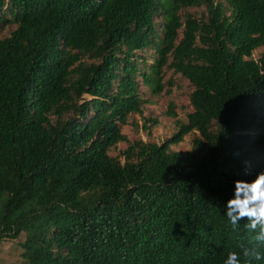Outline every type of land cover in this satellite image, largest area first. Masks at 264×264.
<instances>
[{
    "label": "trees",
    "instance_id": "obj_1",
    "mask_svg": "<svg viewBox=\"0 0 264 264\" xmlns=\"http://www.w3.org/2000/svg\"><path fill=\"white\" fill-rule=\"evenodd\" d=\"M167 70L193 110L132 141ZM259 171L264 0H0V241L25 233L23 264H224L254 232L223 205Z\"/></svg>",
    "mask_w": 264,
    "mask_h": 264
},
{
    "label": "rangeland",
    "instance_id": "obj_2",
    "mask_svg": "<svg viewBox=\"0 0 264 264\" xmlns=\"http://www.w3.org/2000/svg\"><path fill=\"white\" fill-rule=\"evenodd\" d=\"M188 10L194 13L199 19L208 15L206 5L190 7ZM15 28V26H8L4 35H8ZM256 53L258 54L259 51ZM164 80L166 86L161 94L151 95L150 92L146 94L149 102L145 105V116L146 118L158 119V124H153L150 132L143 129L137 131L131 124L125 126L124 131L129 135L132 141L142 138L146 141H156L160 143L174 134L176 131V118H173L167 113L171 101L175 102L177 106L176 111L178 112V119L186 120L188 113L193 110L190 102V93L193 91V86L190 81L179 74H175L173 70L166 71ZM145 90L146 89L141 86V91L143 93H145ZM133 118L142 126L143 120H141L139 115ZM193 138L194 134H190L185 141L173 147L175 149L186 150L190 147ZM127 146V143H121L113 154L118 155L119 152L127 148ZM25 238V233H22L16 239H3L0 241V264L24 263L22 253L24 251L23 242Z\"/></svg>",
    "mask_w": 264,
    "mask_h": 264
},
{
    "label": "clouds",
    "instance_id": "obj_3",
    "mask_svg": "<svg viewBox=\"0 0 264 264\" xmlns=\"http://www.w3.org/2000/svg\"><path fill=\"white\" fill-rule=\"evenodd\" d=\"M223 209L231 225L235 227L246 218V228L254 232L253 243L242 252H229L224 264L264 260V171L257 172L252 179H236Z\"/></svg>",
    "mask_w": 264,
    "mask_h": 264
}]
</instances>
